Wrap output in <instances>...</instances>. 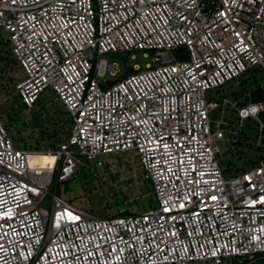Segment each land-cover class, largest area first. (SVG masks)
<instances>
[{
	"label": "built area",
	"instance_id": "obj_1",
	"mask_svg": "<svg viewBox=\"0 0 264 264\" xmlns=\"http://www.w3.org/2000/svg\"><path fill=\"white\" fill-rule=\"evenodd\" d=\"M0 47L22 75L0 69V89L16 84L28 112L50 90L70 120L47 150L17 146L0 117V264H255L264 255V101L248 94L239 106L225 93L264 73V0H0ZM139 53L151 61L116 80L121 56ZM248 120L254 143L242 139ZM222 142L263 158L227 172L224 155L238 151ZM31 156L55 160L33 166ZM123 156L140 162L155 207L100 218L54 191Z\"/></svg>",
	"mask_w": 264,
	"mask_h": 264
},
{
	"label": "rangeland",
	"instance_id": "obj_2",
	"mask_svg": "<svg viewBox=\"0 0 264 264\" xmlns=\"http://www.w3.org/2000/svg\"><path fill=\"white\" fill-rule=\"evenodd\" d=\"M115 60L118 61L119 59L117 58ZM150 61V58H144L143 55L139 53L135 58L128 57L126 59V66L135 71V65L144 68ZM119 64L122 66V60H119ZM1 66H3L2 61L0 62V67ZM13 71L17 78L22 76L17 66H14ZM120 74H122V70ZM257 79L260 84L264 86V73H259ZM4 90L5 92L0 91V116L4 123L8 125L10 129L9 133L15 140L17 146H19V143L23 144L24 142L28 146H31L40 141L41 132L37 131L39 132L38 138L32 135L34 128L31 127L30 123L33 122V115H39L49 123H52L53 119L62 120L65 128L62 132V137L66 136L67 130L69 129V123L66 121H68L69 117L64 107L56 100V95L52 91H45L40 98L41 104L35 107L34 110L28 112L21 107L20 98L16 94V84H12L10 88ZM239 91L240 86L235 82L230 83L225 89L226 96L232 101L233 93H238ZM229 111V119H231L233 116ZM10 114H13L15 118V121L12 123L9 120ZM243 130L245 135H242L243 141L245 137L248 136L249 139L247 138L246 141L249 140V143H254L256 139V124L251 120L245 121ZM16 139L17 141L19 140V143ZM43 144L44 142L42 141L41 145ZM247 146L246 144L233 146L228 142L220 143L221 149L235 147L238 153L244 152L242 157L236 160V163L241 166L244 164L246 158L254 156L250 151L252 147ZM232 153H234V151L227 152L223 160L225 162L232 160ZM119 159V165L116 163V166L112 169L111 175L109 173L107 175L103 170L94 172L93 174H88V171L81 170L76 177L68 182V184H59L55 187L54 191L57 190V193L61 194L65 201L70 202L75 207L93 216L99 217L103 213L110 216L116 215L117 213L121 215V213L125 211L134 214L142 213L148 209V199L150 198L149 192H145L141 188L142 182L140 174H142L143 168L135 157L123 156L119 157ZM113 161L117 162V160ZM114 176L115 178L112 179ZM124 192L131 195L130 201H125L120 207L111 206L109 208L107 202L110 201L114 204L116 201H123L121 196ZM103 196L107 197V200L103 201ZM255 264H264V259Z\"/></svg>",
	"mask_w": 264,
	"mask_h": 264
},
{
	"label": "trees",
	"instance_id": "obj_3",
	"mask_svg": "<svg viewBox=\"0 0 264 264\" xmlns=\"http://www.w3.org/2000/svg\"><path fill=\"white\" fill-rule=\"evenodd\" d=\"M5 49L3 47H0V62H3V66L0 67L1 71L3 74H6V72L8 71H13L14 66H16V64L14 63L13 60H11L8 52H6L4 54ZM129 57V55H125V56H121V60H122V66H123V71L122 74L116 79H120L122 77H125L127 75H130L132 73H134L135 71L132 70V68H128L126 66V59ZM14 72V71H13ZM4 76V75H3ZM260 84L257 82V79L255 77H245L240 81V91L234 92L233 93V101L239 105V106H243L245 104V101L248 99V94H250V96L252 97V99L256 100V101H264V91L262 90V88L259 86ZM0 91H4V88H1ZM244 97V98H243ZM41 102L40 100L37 103V106L40 105ZM36 106V107H37ZM22 109L24 110V106L21 105ZM1 117V116H0ZM33 122H31V127L33 128H38L39 132H41L40 134V141H38V144L41 145L42 141L44 142L43 146L44 148L48 149H54L56 144L61 142L63 137H62V132L64 131V123H62V120H58V119H53L52 123H49L48 121H46L45 119H43L41 116H36L33 115ZM2 119V117H1ZM9 120L12 122L15 121L14 115L10 114L9 115ZM3 121V119H2ZM66 121V120H65ZM70 124V120L68 119V121H66ZM4 126L6 127V129L9 131L10 129L8 128V125L4 123ZM52 125V127H51ZM10 132V131H9ZM68 132V130H67ZM246 139L249 138L248 136L245 137ZM17 141V139H16ZM19 143V140L17 141ZM24 147L27 146V144L24 142L23 143ZM248 147V146H247ZM252 147L250 149V151L254 154V156L250 157V158H246V160L244 161V164L241 166L239 164L236 163V160L240 159L242 157V155L244 154V152H240L237 154L236 153H232V160H228L226 162H224V164L227 167V172H239L241 170H245L247 168L253 167L255 165H257L260 160L263 158L259 152L263 151L255 148L254 146H250ZM137 159V158H136ZM113 160H117V162L113 161ZM120 160L119 157H115L114 159L111 158L109 159L105 166L100 169L101 171L103 170L105 173H108L111 175L112 173V169L116 166V163H118ZM138 161V159H137ZM139 162V161H138ZM140 163V162H139ZM119 165V163H118ZM98 170V171H100ZM97 172V171H96ZM88 174H93V172L88 171ZM114 177H112V179H114ZM141 188L142 190H144L145 192H149L150 198L148 199V209H151L153 207L156 206V198L154 197L153 193H152V187L151 185L142 180L141 179ZM65 184H68V182H66ZM122 199L123 201H116L114 204H112V202L108 201V207L110 208L111 206H118L120 207L121 205H123V203L125 201H130L131 199V195L124 192V194H122ZM119 198V197H117ZM103 201L107 200V197H102ZM145 210V211H147ZM144 211V212H145ZM134 213L132 212H123L121 213V215L119 213H117L116 215H108L103 213L101 216H99L100 218H112V217H117V216H125V215H132ZM98 217V216H97ZM264 259V255L263 256H259L257 263H259L261 260Z\"/></svg>",
	"mask_w": 264,
	"mask_h": 264
},
{
	"label": "bare ground",
	"instance_id": "obj_4",
	"mask_svg": "<svg viewBox=\"0 0 264 264\" xmlns=\"http://www.w3.org/2000/svg\"><path fill=\"white\" fill-rule=\"evenodd\" d=\"M54 160L55 159L53 157H48V156H31L30 163L33 166L38 164L45 166L48 162L53 163Z\"/></svg>",
	"mask_w": 264,
	"mask_h": 264
}]
</instances>
